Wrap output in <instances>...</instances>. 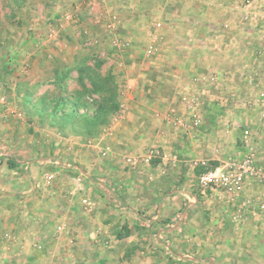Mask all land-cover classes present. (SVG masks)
<instances>
[{"label":"rangeland","instance_id":"1","mask_svg":"<svg viewBox=\"0 0 264 264\" xmlns=\"http://www.w3.org/2000/svg\"><path fill=\"white\" fill-rule=\"evenodd\" d=\"M249 117L264 122V0H0V198L43 195L59 233L108 225L117 264H264L244 227L264 222L243 205L259 193L181 205L176 232L157 218L245 152Z\"/></svg>","mask_w":264,"mask_h":264},{"label":"crops","instance_id":"2","mask_svg":"<svg viewBox=\"0 0 264 264\" xmlns=\"http://www.w3.org/2000/svg\"><path fill=\"white\" fill-rule=\"evenodd\" d=\"M249 120L252 129L259 125L257 117H249ZM256 145L260 157L264 160V140H258ZM197 154L199 153L197 152ZM224 162H219L216 166ZM244 192L252 197L259 193L258 199L264 201L263 182L247 181ZM200 195L199 187L196 194L188 191L176 192L168 199L167 208L165 207L166 209L157 218H171V229L176 232L182 216L178 213L173 215V212L181 205L184 206V213L188 209L200 205L202 201L197 202L198 204L193 202L195 197ZM27 197L26 202L29 200L38 202L31 210L28 206L23 209V205L20 204L16 209H12L11 205L8 206L7 200L16 202V199L19 200L18 197L0 198V203H3L0 206V264H117L116 260L112 259L115 256L114 253L110 252L111 254H109L103 251L102 246L96 242L99 240L103 244V241L106 240L105 234L108 225H101V228L99 227L101 230H96L93 226L86 229L77 228V225L72 223L67 231L59 233L56 224L59 219H63V216H59L56 209L45 211L43 204H39L43 201V195L34 194ZM69 200L73 201V197H69ZM203 202L206 203V200ZM251 215L254 214L250 213ZM213 216L216 218L220 214L213 213ZM251 217L245 221L244 227L255 234L264 233V222H260L254 216ZM154 218L156 219V217ZM248 230L245 233L251 232ZM235 232L238 233L237 229ZM86 234L88 235L86 236ZM205 242L204 246L190 247L189 244L183 246L188 251L191 249L200 254L217 248L216 245H209ZM193 260L195 262L199 259L194 258ZM200 260L202 261V259Z\"/></svg>","mask_w":264,"mask_h":264},{"label":"built area","instance_id":"3","mask_svg":"<svg viewBox=\"0 0 264 264\" xmlns=\"http://www.w3.org/2000/svg\"><path fill=\"white\" fill-rule=\"evenodd\" d=\"M259 127V131L255 133L249 127L244 131L242 139L245 143V152L242 155L230 157L221 165L205 170L199 175L201 195L196 196L193 202L205 201L209 196L213 197V200L227 197L230 201H236L241 196L247 181L264 183V160L259 156L256 145L259 138H264V122L259 124ZM243 205L249 210L256 208L264 213L263 201L255 205L254 201L248 198L243 201Z\"/></svg>","mask_w":264,"mask_h":264}]
</instances>
